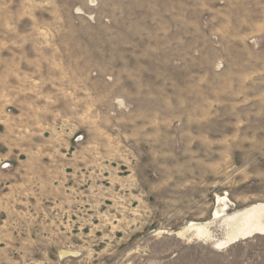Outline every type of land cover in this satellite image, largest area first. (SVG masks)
Wrapping results in <instances>:
<instances>
[{
	"label": "rangeland",
	"instance_id": "obj_1",
	"mask_svg": "<svg viewBox=\"0 0 264 264\" xmlns=\"http://www.w3.org/2000/svg\"><path fill=\"white\" fill-rule=\"evenodd\" d=\"M0 264H264V0H0Z\"/></svg>",
	"mask_w": 264,
	"mask_h": 264
},
{
	"label": "built area",
	"instance_id": "obj_2",
	"mask_svg": "<svg viewBox=\"0 0 264 264\" xmlns=\"http://www.w3.org/2000/svg\"><path fill=\"white\" fill-rule=\"evenodd\" d=\"M83 139V135H77L75 140L81 141ZM3 169H8L10 167V163H3Z\"/></svg>",
	"mask_w": 264,
	"mask_h": 264
},
{
	"label": "bare ground",
	"instance_id": "obj_3",
	"mask_svg": "<svg viewBox=\"0 0 264 264\" xmlns=\"http://www.w3.org/2000/svg\"><path fill=\"white\" fill-rule=\"evenodd\" d=\"M221 212V211H220ZM253 212V211H252ZM216 213H217V211H216ZM249 213H251V212H249ZM216 215V214H215ZM196 226V229H197V232L199 233V235H201V234H203L204 232H203V229H202V227H198L197 225H195ZM204 227V226H203ZM206 229V228H205ZM249 236V235H248ZM241 239V238H240Z\"/></svg>",
	"mask_w": 264,
	"mask_h": 264
}]
</instances>
